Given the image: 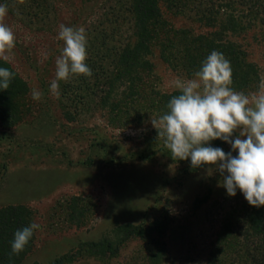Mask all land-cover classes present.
Masks as SVG:
<instances>
[{
  "label": "rangeland",
  "instance_id": "obj_1",
  "mask_svg": "<svg viewBox=\"0 0 264 264\" xmlns=\"http://www.w3.org/2000/svg\"><path fill=\"white\" fill-rule=\"evenodd\" d=\"M0 5L7 8L2 22L16 37L9 60H0L29 89L18 101L19 123L3 126L0 119V211L27 207L39 225L34 250L22 264H54L63 257L61 264H150L142 238L124 244L116 256L81 246L110 239L116 248L123 238L114 232L117 227L159 217L170 221L165 264H211L224 226L242 219L248 201L239 189L229 196L215 168L173 159L151 123L169 111L168 98L181 94L177 82L195 78L185 60H178L183 48L165 54L159 41L153 44L148 67L137 70L131 92L119 57L136 43L132 0H0ZM160 6L168 30L221 33L200 22L194 4L183 13L165 2ZM60 25L85 30L92 75L58 81L57 95L50 85L64 47ZM224 34L246 51L264 79V27ZM33 90L41 93L39 100ZM210 146L238 155L223 140ZM240 250L241 264H259L243 246Z\"/></svg>",
  "mask_w": 264,
  "mask_h": 264
},
{
  "label": "trees",
  "instance_id": "obj_2",
  "mask_svg": "<svg viewBox=\"0 0 264 264\" xmlns=\"http://www.w3.org/2000/svg\"><path fill=\"white\" fill-rule=\"evenodd\" d=\"M165 2L170 9L183 13L194 4V11L200 22L207 23L209 29H217V34L194 36L190 31H173L167 29L160 4ZM132 13L135 18V46L127 48L119 57V65L127 69V89L131 92L138 82L137 70L148 67L146 58L151 54V47L159 41L164 53L182 49L190 72L200 71L203 62L213 50L224 54L232 69L230 87L237 92L249 93L259 90L261 76L255 63L248 60L245 50L224 32H243L254 29L257 25L264 27V0H132ZM219 26V28H218ZM180 52V54L182 53ZM171 56L177 57L176 53ZM0 67L9 69L13 74L9 88L0 90V119L3 126H15L21 119L19 99L27 95L28 86L6 62L0 60ZM176 96V95H175ZM172 98H168L169 102ZM168 105V103H167ZM166 105V108L168 109ZM169 110V109H168ZM244 216L236 222L229 221L219 236V245L212 255L211 264H241L240 246L248 258L264 264V206L255 207L248 203ZM33 211L24 206H12L0 211V264H22L33 252L35 235L18 255L12 254L11 243L17 230L33 223ZM242 226L239 228V224ZM170 221L156 218L151 223L140 226L126 224L114 232L123 236L115 248V242L104 241L86 243L84 248L99 249L100 256H116L122 246L136 238L146 240L150 264H165L169 259L166 235ZM243 238V243L241 242ZM103 251V252H102ZM67 257L56 260L61 264Z\"/></svg>",
  "mask_w": 264,
  "mask_h": 264
},
{
  "label": "clouds",
  "instance_id": "obj_3",
  "mask_svg": "<svg viewBox=\"0 0 264 264\" xmlns=\"http://www.w3.org/2000/svg\"><path fill=\"white\" fill-rule=\"evenodd\" d=\"M6 12V6L0 5V58L8 61L16 37L2 22ZM58 39L64 47L56 60V79L50 85L57 95L58 81H66L70 75H92L86 64L85 30L60 25ZM13 76L9 69L0 67V90L9 88ZM231 84L230 62L223 53L213 50L195 78L177 82L181 94L173 96L167 105L169 111L158 119L152 118L151 123L173 159L190 158L193 168H215L222 176L220 186L229 196H235L239 189L250 205L264 206V79L259 91L251 96L234 91ZM32 97L39 100L41 93L33 90ZM237 131L239 135L233 141ZM217 139L229 143L238 155L210 146ZM38 228L32 223L17 230L11 243L12 254L22 252Z\"/></svg>",
  "mask_w": 264,
  "mask_h": 264
}]
</instances>
